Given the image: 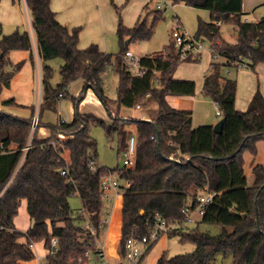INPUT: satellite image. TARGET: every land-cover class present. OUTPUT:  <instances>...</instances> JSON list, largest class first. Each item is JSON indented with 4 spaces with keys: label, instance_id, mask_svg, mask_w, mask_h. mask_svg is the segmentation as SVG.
Instances as JSON below:
<instances>
[{
    "label": "trees",
    "instance_id": "1",
    "mask_svg": "<svg viewBox=\"0 0 264 264\" xmlns=\"http://www.w3.org/2000/svg\"><path fill=\"white\" fill-rule=\"evenodd\" d=\"M190 7L202 0H168ZM30 14L38 55L42 62L43 90L39 113L54 111L59 94L77 80L83 81L77 97H71L74 116L70 122L45 125L50 131L46 140L31 134V118L16 117L0 109V264H21L33 259L29 245L56 238L57 250L48 254L47 264H72L87 253L95 252V240L103 232L101 210L104 200L100 181L103 176H117L124 185L122 220L118 254L124 255V244L130 234L147 236V219L159 215L167 222H181L182 207L195 204L207 190L214 194L204 214L192 228L174 229L167 236H178L179 242L194 245V251L168 258L165 253L156 264H214L218 255L230 256L231 264H264V168H252L253 183L248 186L243 170V153L256 154V143L264 142V98L258 90L245 111L235 109L236 81L224 75L225 68H238L236 63L255 72L264 65V17L257 22L242 19V0H214L208 22H198L194 38L207 41L211 54L225 59L224 64L211 61L203 73L202 93L209 97L220 112L223 125L218 134L212 125L193 128L191 111L170 107L167 97H193V81L174 80L180 61L171 41L162 53L140 58L146 70L142 77L132 76L123 55L126 40H150L155 25L163 19L161 10H146L135 25L126 28L119 17L116 37L119 44L115 55L101 51L96 45L79 50L80 28L67 29L55 18L50 0H24ZM119 13V9H116ZM152 17L148 23V18ZM223 24L235 26L237 40L231 44L220 34ZM26 32L2 35L0 23V93L8 89L11 79L23 62L11 63L12 51H31ZM59 58L60 82L51 87L52 70L46 63ZM112 68L118 77L115 110L109 107L102 75ZM157 84L152 86L154 73ZM91 90L106 109L110 123L92 115L81 114L78 106ZM1 107H19L13 98ZM137 105L156 107L150 120L122 118L120 108ZM33 109V107L31 108ZM135 127V156L130 169H106L97 163V145L89 131L92 126L103 128L109 141H115L117 155H123L131 136L127 126ZM41 124L38 123V128ZM30 145L28 151L24 148ZM90 163L95 171L90 168ZM64 171L65 174L61 175ZM123 185L121 187H123ZM76 195L80 208L69 205ZM19 199L26 200V210L33 220L25 233L15 231L13 217ZM88 222L94 237L84 230ZM218 225L217 236L200 232L198 226ZM230 228L231 231H227ZM24 238L25 243L19 239ZM157 241L142 255L140 262Z\"/></svg>",
    "mask_w": 264,
    "mask_h": 264
},
{
    "label": "crops",
    "instance_id": "2",
    "mask_svg": "<svg viewBox=\"0 0 264 264\" xmlns=\"http://www.w3.org/2000/svg\"><path fill=\"white\" fill-rule=\"evenodd\" d=\"M152 1L153 0H50V8L55 13L56 20L64 27H66L69 30L73 28H80L78 45H77L79 50H84L90 45H96L101 51L104 52V49L105 50H110V48L112 49L113 47L112 44L117 39L115 31L119 17L121 18L122 24L126 28H131L135 25L139 17L143 16L146 10L147 11L151 10L150 6L152 4ZM213 2L214 0H202L201 3L194 8L210 11ZM157 4H161V3H157ZM24 7H25V11L28 14L27 7L26 6ZM116 9H119V13H117ZM156 10L159 9L156 8ZM241 13L243 20L248 22H257L260 18L264 17V0H242ZM1 20L2 19H0V23L2 24ZM10 24L16 25V23L14 22H11ZM231 36L233 41L229 42L226 41L225 39L223 40L231 44L235 43L237 40L236 28L233 29ZM31 46H32L31 51H12L9 54V59L11 63L16 64L18 62H23V65L21 69L11 79L9 88L3 89L1 91L0 95L2 96L0 98V104L4 100L13 98L15 103L19 105V107H1L0 105V109L19 118L32 119L36 108L33 107L31 104L33 97V88L36 86V88L38 89V98H39L38 122L41 124V127L37 128L35 135L37 140H46L50 137V131L45 127V125H56L58 124L59 121L70 122L73 119L74 110L72 103L61 100L67 96L77 97L82 90L83 81L77 80L66 88L65 93H63V96L58 98L56 104L57 111L55 114L47 111H44L40 114L39 106L43 94V90L41 86L42 62L38 55L35 36L34 38H31ZM154 54H159V53H154ZM215 62L224 64L225 59L219 58L215 60ZM208 66L203 71V73L207 70ZM237 69L238 68H236V70ZM229 72H230L229 69L225 68L223 73L225 75V73L229 74ZM254 73L257 75L259 80V85L257 89H255V86L252 85L250 88H248L247 92L242 96V95H238L237 84H236L235 109L237 111L243 112L246 110L248 103L250 102L256 90H258L264 98V65L262 64L257 65L255 67ZM103 75L105 76V72L103 73ZM103 75H102V80L104 87L105 79ZM202 80L203 77L201 78V92H202ZM185 81H192V80H185ZM168 99L173 100V104H169ZM185 99L187 98L167 97L166 101L168 105L174 109L190 111L186 109V107H180L182 101H185ZM87 101H90L95 106H97L98 110L97 111H93V109L85 110L83 106H85V103ZM23 106L24 107L30 106V107L28 109L26 108L24 109L22 108ZM32 107L33 109H31ZM101 107L104 109V113H106V115L108 116L106 109L98 101V99L93 94V92L91 90H88L85 93L84 99L81 101V103L78 106V111L81 114L92 115L100 120H103L104 113ZM122 108L123 107L120 108V111L122 110ZM134 108L137 109L136 107ZM122 118L126 119L128 117H122ZM191 119H192V113H191ZM138 120L148 121L150 119L140 116ZM108 122L110 123V119ZM126 129L129 131L131 136L134 135L135 137L134 126L132 125L127 126ZM38 131H40V135L37 136ZM255 165H261L264 168L263 141H259L256 143L255 155H251L248 151H245L243 153V170L247 183H249L248 175L250 173L252 174V168ZM113 176L117 178V176L115 175ZM119 184L120 187L123 185L121 184V182H119ZM101 219L107 221V226L104 229V231L100 234L99 241L104 246L106 259L111 263H117L120 261L117 247L120 239V229H121V220H122V195L116 196L114 194H111L109 201L104 200L103 208L101 210ZM32 225H33V220L28 215L26 210V200L19 199L17 202V210L13 217L14 229L19 233H25L32 227ZM19 242L25 243V239L21 238L19 239ZM31 251L34 255L33 259L27 262H21V264H47L46 259L49 253H48V249L44 245V242L32 244ZM168 251L169 248L167 245V239L165 238L162 239L161 237L149 250V252L143 258L140 264H156L157 260L161 257L163 253H165L167 256Z\"/></svg>",
    "mask_w": 264,
    "mask_h": 264
},
{
    "label": "rangeland",
    "instance_id": "3",
    "mask_svg": "<svg viewBox=\"0 0 264 264\" xmlns=\"http://www.w3.org/2000/svg\"><path fill=\"white\" fill-rule=\"evenodd\" d=\"M161 3L162 8L161 12L163 14V19L160 20L154 27V32L150 40L142 42H131L127 46L129 50L135 57H143L146 55H151L154 53H162L164 48L169 44L171 37V30L174 28L176 22L179 25V31L185 33L189 38H193L196 35L198 22H208L210 17V12L207 10H202L183 4L171 5L170 1H165L166 6H164L161 0H153L150 6L151 10H156V4ZM23 0H0V19H2V35H9L14 31H19L20 33L26 32L31 39L34 38V34L31 33L28 25V17L30 19V14L25 11V5ZM13 15V16H12ZM12 16V17H11ZM152 17L148 18V23L151 22ZM11 22L16 23V25L10 24ZM235 26L229 24H223L220 27V34L222 39L226 41H233L231 33ZM33 34V36H32ZM113 47L110 50H105L107 54H117L119 45L118 40L112 44ZM205 51L203 52L201 58L198 62H183L180 63L175 70L173 77L176 80H192L196 85L195 95L193 97H185V101H182L180 107H186L192 113V127H197L200 125H212L215 126L220 121V116L216 114V107L212 103L211 99L205 96L201 92V78L202 73L208 66V64L214 59L210 55L209 43L204 42ZM62 61L59 58L52 59L46 63L52 70V77L50 79L51 87H56V84L60 82L59 76V67L61 66ZM241 69V70H240ZM229 69V74L225 75L236 81L237 84V93L238 95H244L248 88L252 85L257 89L259 85V80L257 75L247 70L246 68ZM104 76V75H103ZM105 95L109 99V107L112 111L115 110L113 101L116 99V89L118 85V77L114 73L112 68H108L105 71ZM37 90V91H36ZM2 95H0L1 98ZM38 89L36 86L33 88V97H32V106L35 107V111H38ZM61 101L72 103L71 97L67 96ZM169 104H173V100L168 99ZM30 105V106H31ZM30 106H23L22 108L28 109ZM85 110L93 109L97 111L98 108L92 102L87 101ZM102 108V107H101ZM47 112L56 113L54 111L46 110ZM104 113V109L102 108ZM156 114V107L154 105L140 109L135 108H122L119 113L120 117H128L131 119H138L140 116L144 118L151 119ZM104 122L108 124L109 117L104 113ZM91 137L96 141L97 145V163L101 167L106 169H114L115 167L122 168V156L117 155L116 153V143L115 141L107 140L103 128L100 126H92L89 131ZM40 135L38 131L37 136ZM134 136V135H133ZM253 176L250 173L248 175V186L252 185ZM69 205L72 209L80 208V201L76 195H73L69 198ZM187 229L192 228V225H185ZM200 232L209 234L211 236L219 235L223 228L218 225H202L198 226ZM227 231H231L230 228H227ZM100 238V237H99ZM167 239V245L169 251L167 252V257L171 258L176 255L190 253L194 251V245L188 242L181 243L179 242L178 236H162V239ZM100 240V239H99ZM90 264H98L95 258H92L89 262ZM214 264H231V257H223L218 255L215 259Z\"/></svg>",
    "mask_w": 264,
    "mask_h": 264
},
{
    "label": "built area",
    "instance_id": "4",
    "mask_svg": "<svg viewBox=\"0 0 264 264\" xmlns=\"http://www.w3.org/2000/svg\"><path fill=\"white\" fill-rule=\"evenodd\" d=\"M165 1L162 0L164 6H166ZM24 2V0H23ZM25 5V2H24ZM26 6V5H25ZM162 4H157L156 8L161 9ZM28 25L31 31L30 19L28 17ZM32 33V31H31ZM33 36V34H32ZM33 38V37H32ZM31 40V39H30ZM171 44L173 46V50L175 54L178 56L180 61H199L203 52L205 51L204 42L196 39L189 38L185 33L179 31L178 22L175 23L174 28L171 30L170 37ZM210 55L214 60L219 59L220 57L215 53L211 54V50L209 47ZM123 59L125 64L131 73L132 76L142 77L146 70L140 65V58L135 57L129 50H125ZM238 68L245 67L244 64L236 63ZM228 73V72H227ZM158 74L154 73V79L152 80V86L157 84ZM59 97H62V94H59ZM216 107V114L220 116V112ZM38 108V107H37ZM137 109L141 108L139 105L136 106ZM38 111L34 112L33 117L31 119V134L30 140L34 133L38 128ZM30 145L24 148V152L28 151ZM134 156H135V137L130 136L127 141V148L122 157V167L130 169L134 164ZM90 168L92 171H95V167L92 163H90ZM65 172L62 171L61 175H64ZM102 198L105 201H109L111 194L116 196H120L123 194L124 188L129 186V183H124L123 187H120L118 180L112 175L107 174L102 177L100 181ZM214 194L209 193L207 190H203V192L196 198V203L191 204L190 202L185 204L182 207V213L185 215L184 220L181 222H167L159 215L150 216L147 219V225L150 226V232L147 236L138 237L134 234H130L124 244V255L117 263H111L106 259L104 246L100 243L99 237L94 238L95 240V252L87 253L84 258H79L72 264H90L92 258H95L98 264H140V260L142 255L145 253L147 248L154 242L158 241L162 236L166 235L174 229H182L186 230L185 225L195 224L196 220L201 218L204 214V211L208 204L211 202ZM102 229L107 226V221L101 219ZM83 228L87 233H89V237H94V229L88 223L85 222L83 224ZM57 239L50 238L48 253L53 254L57 250ZM32 245H29L31 248Z\"/></svg>",
    "mask_w": 264,
    "mask_h": 264
},
{
    "label": "water",
    "instance_id": "5",
    "mask_svg": "<svg viewBox=\"0 0 264 264\" xmlns=\"http://www.w3.org/2000/svg\"><path fill=\"white\" fill-rule=\"evenodd\" d=\"M129 43H130V40L128 39L125 41L124 46L127 47ZM222 125H223V120H220L215 126H213V130L216 134L220 132Z\"/></svg>",
    "mask_w": 264,
    "mask_h": 264
}]
</instances>
